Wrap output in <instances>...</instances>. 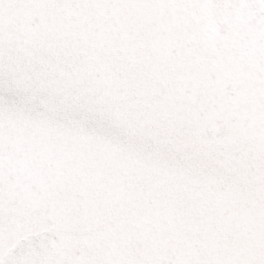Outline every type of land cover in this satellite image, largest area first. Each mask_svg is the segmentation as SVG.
I'll use <instances>...</instances> for the list:
<instances>
[{
	"label": "water",
	"instance_id": "95a60500",
	"mask_svg": "<svg viewBox=\"0 0 264 264\" xmlns=\"http://www.w3.org/2000/svg\"><path fill=\"white\" fill-rule=\"evenodd\" d=\"M0 264H264V0H0Z\"/></svg>",
	"mask_w": 264,
	"mask_h": 264
}]
</instances>
